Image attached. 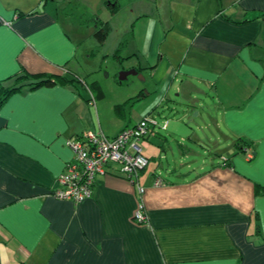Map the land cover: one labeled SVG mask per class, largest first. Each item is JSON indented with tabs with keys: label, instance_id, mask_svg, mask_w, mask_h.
<instances>
[{
	"label": "crops",
	"instance_id": "0c3cea01",
	"mask_svg": "<svg viewBox=\"0 0 264 264\" xmlns=\"http://www.w3.org/2000/svg\"><path fill=\"white\" fill-rule=\"evenodd\" d=\"M143 1L119 23L123 0H0V88L21 85L0 106V264H264V0ZM100 52L145 78L104 81ZM176 102L142 195L116 164L79 203L53 194L69 137Z\"/></svg>",
	"mask_w": 264,
	"mask_h": 264
},
{
	"label": "built area",
	"instance_id": "2783aa9c",
	"mask_svg": "<svg viewBox=\"0 0 264 264\" xmlns=\"http://www.w3.org/2000/svg\"><path fill=\"white\" fill-rule=\"evenodd\" d=\"M78 78V77H77ZM84 84V79L79 78ZM169 120L162 121L155 114H146L133 126H126L118 134L110 136L103 130H85L68 138L67 144L73 152L72 159L58 177L60 187L53 194L62 199L79 203L94 191L96 177L105 173L109 165L116 164L120 173L138 185L139 193L145 188L139 183L140 172L148 165L149 157L144 149L150 137L168 127ZM253 156L251 150L246 152ZM163 180L158 177L155 184ZM138 222H146L147 214L140 199L134 214Z\"/></svg>",
	"mask_w": 264,
	"mask_h": 264
},
{
	"label": "rangeland",
	"instance_id": "374dc122",
	"mask_svg": "<svg viewBox=\"0 0 264 264\" xmlns=\"http://www.w3.org/2000/svg\"><path fill=\"white\" fill-rule=\"evenodd\" d=\"M127 0H123V4H124V7H122L120 10H119V12L118 13H116L117 15V17H116V22H119V23H122L123 21H124V19H125V16H126V14L128 13V10H129V8L128 7H126V2ZM129 1V0H128ZM164 3H163V2ZM144 3H146V4H148V6H149V9L151 10V12H153V13H156L157 12V7H158V4H159V8L160 9H165L166 11H167V3H168V1L167 0H144L143 1ZM163 7H161V6ZM107 8H104V16H102V17H106L107 16ZM99 15H101V13H99ZM109 15L111 16V17H113L114 15H112V14H110L109 13ZM88 26H91V25H88ZM86 27V28H90V27ZM137 28H138V26H137ZM87 30H89V29H87ZM93 32H94V29H93ZM112 32H114V30H113V28H111L110 30H109V32L108 33H110V34H114V33H112ZM92 38V37H91ZM93 38H95V36L93 35ZM110 41H111V39H110ZM109 41V42H110ZM110 46V45H109ZM108 46V47H109ZM97 57H96V59H95V61L97 62V65L99 66V67H101V70H100V73H99V76L101 77V79H103L104 78V81L105 80H108V79H111V80H113L114 81V74L115 73H117V77H119V75H120V71L121 70H119V69H113V59H111V58H107V57H105V58H107V60H104L105 58H103L104 56H103V52H100L98 55H96ZM103 59V60H102ZM115 71H118V72H115ZM108 72H110L111 73V75H108L107 76V74L106 73H108ZM116 75V74H115ZM119 79V78H118ZM132 80H142V78L139 76V75H134V74H130L124 81H125V84H131V81ZM142 83H145L146 84V82L145 81H143ZM170 97L171 98H173L174 99V101H177V99L179 100V98H186V96L182 93V94H180V95H177V92L173 89V90H171V93H170ZM145 99V98H144ZM150 100H151V98H149ZM205 107H207L206 106V104H205V106H201V110L203 111L204 110V108ZM196 112V110H194V113ZM193 113V114H194ZM157 115H158V118H159V120L160 121H162L163 119H165V117H168V116H171V117H174V116H177V102L174 104V107L173 108H167V107H164V106H162L161 108H159V113H156ZM162 117V118H161Z\"/></svg>",
	"mask_w": 264,
	"mask_h": 264
},
{
	"label": "trees",
	"instance_id": "16d2710c",
	"mask_svg": "<svg viewBox=\"0 0 264 264\" xmlns=\"http://www.w3.org/2000/svg\"><path fill=\"white\" fill-rule=\"evenodd\" d=\"M107 27L108 26H100L97 31H96V36L99 40H103L106 36V33H107ZM23 77H27V75L25 74V76H21L20 78H23ZM59 79V78H58ZM62 79V78H61ZM57 80L56 79H52V78H45V79H42L40 81H37L35 82V85H40V84H43V83H54L56 82ZM21 88V85H16V86H11V87H1L0 88V106L5 102V100L7 99V97L13 93L14 91L18 90ZM145 94V90L143 89L142 92H141V95ZM241 142H239V148L243 149L245 148L246 146L250 145L249 141L245 140V139H240Z\"/></svg>",
	"mask_w": 264,
	"mask_h": 264
},
{
	"label": "water",
	"instance_id": "95a60500",
	"mask_svg": "<svg viewBox=\"0 0 264 264\" xmlns=\"http://www.w3.org/2000/svg\"><path fill=\"white\" fill-rule=\"evenodd\" d=\"M130 74L139 75L140 77L142 76L143 78H145L143 76V73H141L137 68L132 67L120 71L119 81L123 82Z\"/></svg>",
	"mask_w": 264,
	"mask_h": 264
}]
</instances>
